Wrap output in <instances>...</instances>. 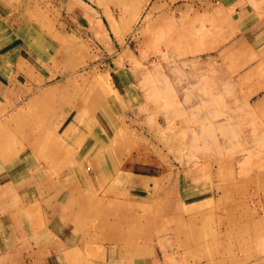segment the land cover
<instances>
[{
  "label": "rangeland",
  "instance_id": "obj_1",
  "mask_svg": "<svg viewBox=\"0 0 264 264\" xmlns=\"http://www.w3.org/2000/svg\"><path fill=\"white\" fill-rule=\"evenodd\" d=\"M0 1V81H17L0 105L44 91L0 111V159L23 157L0 178L65 188L60 264H264V125L227 70L187 62L189 42L217 41L195 14L204 0ZM38 138L90 142L54 168Z\"/></svg>",
  "mask_w": 264,
  "mask_h": 264
},
{
  "label": "crops",
  "instance_id": "obj_2",
  "mask_svg": "<svg viewBox=\"0 0 264 264\" xmlns=\"http://www.w3.org/2000/svg\"><path fill=\"white\" fill-rule=\"evenodd\" d=\"M68 2L69 0L67 6ZM203 3L195 14H200L198 19L201 20L202 27L212 31L210 37L217 41L204 40L202 49H194L195 42H189L187 45L191 46V50L189 48L187 50L193 52L189 56L193 58L188 57L187 62L191 60L196 65L201 64L204 67L207 62L213 60L216 66L227 70L229 84L234 89L242 88V85L247 88L250 94L249 114L250 118L255 120L254 124L264 125V0H204ZM180 9H185L184 13H187V10L192 8ZM193 9L196 10L194 7ZM10 13L0 1V32L2 28H10L8 25H3L9 20ZM176 13L178 14V11ZM177 14L176 21L171 18V30L178 28ZM211 45L217 48H210ZM243 51L246 54L244 61ZM212 52L215 54L212 55ZM202 55L207 58V62ZM230 68L233 70L231 71ZM204 72L202 70V73ZM1 76L2 73L0 78ZM13 78L14 74H11L4 88L0 81V100H6L5 94L14 91L13 87L17 85V81H13ZM41 92L44 91L40 90L39 86L34 84L31 87L27 86L22 90V95H17L10 103L6 102L9 105L4 107L7 109L14 102L18 103L17 101L28 93L34 98ZM4 107L0 105V111ZM59 112L61 113L57 111ZM52 120L53 125L62 124L60 117L55 114ZM92 138L94 140V137ZM83 150L81 154L76 152L73 155H82ZM11 153L5 162L0 159V170L5 167L3 169L11 173L15 168L22 169L21 154H16L14 151V156H11ZM48 154L49 152H45L42 155L46 166H50ZM19 155V161L12 160ZM86 157L88 158L89 155ZM58 159L60 156L55 157V161ZM45 175L40 177L42 179L36 174L27 175L11 183L4 182L5 179L0 178V209L6 207L7 203L13 207L4 212L0 210V264H60V256L67 251V238L63 233L65 224L59 220L58 210L55 211V205L63 203L61 197L64 196L65 188H61L60 185H50V178L49 176L43 178Z\"/></svg>",
  "mask_w": 264,
  "mask_h": 264
},
{
  "label": "bare ground",
  "instance_id": "obj_3",
  "mask_svg": "<svg viewBox=\"0 0 264 264\" xmlns=\"http://www.w3.org/2000/svg\"><path fill=\"white\" fill-rule=\"evenodd\" d=\"M35 104H38V103H35ZM49 112V111H48ZM51 113V112H50ZM47 116V115H46ZM45 116V117H46ZM19 117V118H18ZM21 117H23V113H17V118L18 119H20ZM27 119V118H26ZM41 119V118H40ZM42 120V119H41ZM47 122V121H46ZM20 123V122H19ZM45 124V123H44ZM29 125V124H28ZM37 125V124H36ZM36 127V126H35ZM32 128H34V126L32 127ZM31 128V129H32ZM19 129H20V131H21V133L22 132H24L25 131V127L23 128V127H20V125H19V128H18V130H17V133H19ZM31 132V130L29 131V133ZM44 132V131H43ZM42 132V133H43ZM27 138V137H26ZM82 139V138H81ZM80 138H77L75 141H74V143H73V145L74 146H72L73 147V150H74V148H78L79 146H80V149H78L79 151L80 150H82V148L83 149H85V144H87V146L89 145V139H83V140H81ZM27 140V139H26ZM72 139H70V140H68V141H71ZM36 142L34 143L35 145L32 147L33 149H35V147H37L40 143L42 144V142L44 143V146H48V145H50L49 146V148H50V151L48 150V152H49V154H48V156H49V162H51V163H55V160L54 161H52V159H55V157H54V153H56V151H61V152H63L64 154H65V156L66 157H68V155L69 156H71V155H73L74 153H71V144L69 143L68 145H66V143H62V144H55V142L54 141H50V139H47V138H38L37 140H35ZM67 141V140H66ZM23 143V142H22ZM76 144H78V145H76ZM93 144V143H92ZM94 145V144H93ZM94 148H98V147H96V146H94L93 147V149ZM78 150L76 151V152H78ZM47 152V153H48ZM220 152V151H219ZM19 153V152H18ZM17 154V153H16ZM63 154V155H64ZM80 154V153H79ZM57 157H59L58 155H57ZM55 165V168H60V166L58 165V166H56V163L54 164ZM93 168V170H95V165L92 167ZM91 171V170H90Z\"/></svg>",
  "mask_w": 264,
  "mask_h": 264
}]
</instances>
